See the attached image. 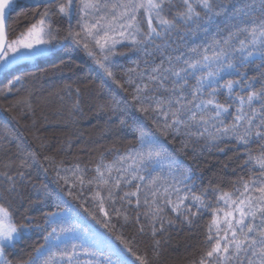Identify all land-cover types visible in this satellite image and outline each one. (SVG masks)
<instances>
[{
	"label": "trees",
	"instance_id": "16d2710c",
	"mask_svg": "<svg viewBox=\"0 0 264 264\" xmlns=\"http://www.w3.org/2000/svg\"><path fill=\"white\" fill-rule=\"evenodd\" d=\"M214 3L225 5L226 11L210 21H205L201 12L199 28L193 24H179L176 31L166 34L167 44L159 50L149 45L145 53L118 46L117 51L122 54L110 58L114 61L112 77L96 62L97 59L104 62L99 53L93 59L83 48L64 40L69 28L78 30L77 17L69 21L57 16L60 34L58 42L49 45L51 54L32 63H21L0 76V176L4 173L16 176L22 171L26 177L18 184V195L4 193L7 181L0 178V194L7 197L0 203L9 208L18 226H26L15 246L6 250L11 264H27L38 256V248L43 250L50 246L53 253H58L73 245L79 250L81 244L102 252L101 264H106L105 257L113 264H140L137 257L146 258L148 264H198L209 249L208 228L216 207L211 195L203 198L212 204V209L197 212L198 205L192 207L188 214L190 223L184 218L183 208L182 214L177 216L165 207L160 213L163 229L153 236L152 221L145 218L147 208L143 204V194L140 208L135 202L129 206L117 200L115 206L122 213L119 216L113 213L106 200L104 208L109 212L110 223L105 228L102 221L109 218L104 217L99 202L94 199L99 189L88 181L96 176L94 169L101 160L111 163L118 153L128 151L133 145L139 146L138 129L156 139L166 150L168 159L162 162L156 174L166 179L173 176L177 180L185 179L187 187L196 195L205 190L230 193L241 176L248 178L241 167L246 158L243 146L234 139L212 144L205 139L185 136L183 131L177 135L165 133L159 121L153 123V113L139 110L132 99L133 89L126 83L130 78L136 79L145 68L146 60L159 64L167 56L207 47L214 39L246 22L264 19V0H214ZM43 11L42 4L18 1L8 18L9 40L26 32ZM140 19L147 31L143 12ZM239 73L259 81L264 78V61L257 54L245 62ZM224 76L226 79L239 78L236 73ZM43 80L47 86L39 91L36 84ZM256 87L259 88V83ZM43 95L44 98L54 97L47 103L36 100ZM223 99L221 96L220 100ZM99 135L100 139L87 143L89 137ZM251 148L254 153L260 151L255 143ZM77 165L83 172V184L73 175ZM121 188L135 190L124 184ZM115 194L123 193L115 191ZM101 195L106 192L102 191ZM51 213H57L55 220ZM124 214L129 218L127 222ZM156 227L159 229V223ZM53 228L60 239L46 241L45 237ZM156 241H159L158 246ZM97 242L104 249H98Z\"/></svg>",
	"mask_w": 264,
	"mask_h": 264
},
{
	"label": "snow or ice",
	"instance_id": "6c2138e0",
	"mask_svg": "<svg viewBox=\"0 0 264 264\" xmlns=\"http://www.w3.org/2000/svg\"><path fill=\"white\" fill-rule=\"evenodd\" d=\"M12 3L13 0H0V65L21 58V50L43 51L58 42L60 27L55 17L71 21L76 16L78 30L69 28L64 40L83 48L93 59L99 53L107 63L100 59L96 62L109 77L113 76L111 65L114 64L110 58L122 54L117 51L118 46L145 53L149 45L159 50L167 44L166 34L176 31L179 24H193L199 28L201 12L203 19L210 21L226 11L225 5L215 4L214 0H78V3L77 0H42L44 11L39 14V19L20 37L8 40L6 14ZM177 4L180 7L177 8ZM142 12L147 31L142 27ZM157 40L164 43L157 44ZM257 54L264 61V19L246 22L214 39L207 47L167 56L159 64L146 60L145 68L136 79L126 81L133 89L132 99L139 105V110L153 113V123L159 121L165 133L177 135L183 131L185 136L205 139L212 144L234 139L243 146L246 158L241 167L248 178L241 176L230 193L205 190L196 195L187 187L185 179L177 180L174 176L166 179L156 174L162 162L168 159L166 150L156 139L138 129L139 146L133 145L128 151L118 153L111 163L101 160L94 169L96 176L88 181L99 189L94 193V199L99 202L104 217L109 218V212L104 208L106 200L113 213L119 216L122 213L115 206L117 200L129 206L135 202L140 208L143 194V204L147 208L145 218L152 221V235L155 236L163 229L160 213L165 207L177 216L182 214L183 208L184 218L188 221L192 207L198 205L197 212L212 209V204L203 198L211 195L216 207L208 228L209 249L198 264H264V78L257 81L239 73L245 62ZM225 73H236L239 78L226 79ZM8 90L11 91V87ZM253 143L259 145V152H253ZM168 166L171 169V163ZM73 175L84 183L78 165ZM0 178L7 181L3 192L8 195H18V184L26 179L22 171L16 176L4 173ZM121 184L135 190L123 191ZM114 190L123 194L117 196ZM102 191L106 195H101ZM6 198L0 194V200ZM50 216L55 220L57 213ZM123 218L126 222L129 219L126 214ZM136 219L139 222V217ZM102 223L108 228L110 218ZM25 230L26 226H18L9 208L0 203V264H11L6 250L15 246ZM140 231H144L143 226ZM55 233L53 228L45 240H59ZM158 245L159 241H156ZM127 250L132 252L131 248ZM36 252L38 256L27 264H101L99 257L103 255L83 244L79 245V250L73 245L53 253L51 247L46 246ZM137 259L140 264H148L146 258ZM105 261L113 264L109 257H105Z\"/></svg>",
	"mask_w": 264,
	"mask_h": 264
},
{
	"label": "rangeland",
	"instance_id": "374dc122",
	"mask_svg": "<svg viewBox=\"0 0 264 264\" xmlns=\"http://www.w3.org/2000/svg\"><path fill=\"white\" fill-rule=\"evenodd\" d=\"M21 1V0H20ZM27 1H30V2H33L34 3V1H32V0H27ZM22 51V53H23V55L21 56V58H19V59H17V60H14L13 62H11V63H7L6 65H0V76L4 73V72H6V71H8V70H10V69H12L13 67H15V66H17V65H19V64H21V63H25V62H30V63H32V62H35L37 59H40V58H42V57H47V56H49L50 54H51V52H52V49H51V47L50 46H48L45 50H43V51H40V50H21ZM55 76H59V74H56ZM45 86H47V84H46V80H43V81H41V83H37L36 84V88L39 90V91H41L43 88H45ZM54 97V95H49V97L48 98H44V95H43V97L42 96H39V97H37L36 98V100H43V101H45V103H47L48 101H50L52 98ZM88 99H89V97H88ZM47 101V102H46ZM103 135V134H102ZM100 137H101V135H99V137L97 136V137H94V138H91V137H89V139L87 140V143L89 144H91L92 142H94L96 139H100ZM97 248L98 249H104V246L102 245V244H100L99 242H97Z\"/></svg>",
	"mask_w": 264,
	"mask_h": 264
},
{
	"label": "water",
	"instance_id": "95a60500",
	"mask_svg": "<svg viewBox=\"0 0 264 264\" xmlns=\"http://www.w3.org/2000/svg\"><path fill=\"white\" fill-rule=\"evenodd\" d=\"M37 4H42V0H39L38 2H36ZM11 12V10H10ZM8 18H9V12H7L6 14V25H7V39L9 40V35H8Z\"/></svg>",
	"mask_w": 264,
	"mask_h": 264
},
{
	"label": "bare ground",
	"instance_id": "6f19581e",
	"mask_svg": "<svg viewBox=\"0 0 264 264\" xmlns=\"http://www.w3.org/2000/svg\"><path fill=\"white\" fill-rule=\"evenodd\" d=\"M18 1H19V0H13L12 6L7 10V12H9L10 10H12V9L14 8L15 4H16ZM32 1L37 2V1H39V0H32Z\"/></svg>",
	"mask_w": 264,
	"mask_h": 264
}]
</instances>
